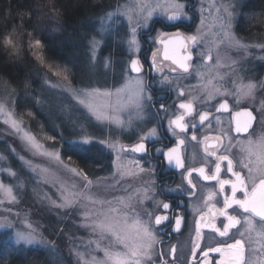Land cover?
Listing matches in <instances>:
<instances>
[{
    "label": "snow or ice",
    "instance_id": "snow-or-ice-1",
    "mask_svg": "<svg viewBox=\"0 0 264 264\" xmlns=\"http://www.w3.org/2000/svg\"><path fill=\"white\" fill-rule=\"evenodd\" d=\"M190 2L135 0L123 13L118 3L116 11L105 12L98 17L99 36L113 30L119 36L120 28L124 27L122 16L126 17L127 27L121 39L126 43L127 57L121 61H115L111 56L101 59L98 52L102 51L103 39L91 37L86 45L89 62L99 64L105 75L81 87L64 88L62 81L71 83L70 70L56 66L57 70L53 71L54 66L46 63L43 55L42 39H34L32 34H28L29 49L40 65L37 71L43 72L42 87L61 89L63 94L68 95L69 106L75 109L79 119L89 121L90 125L95 122L105 129L103 137L97 138L94 133H85L83 126L77 132L76 122L70 119L71 135L79 138L67 139L61 131L59 135L65 140L64 147L73 153L106 149L111 154L108 175L93 180L84 169L70 168L73 182H61L57 189L59 203L46 196L57 209L77 214L81 220L80 226L96 237L94 241H88L89 245L95 244V248L88 253V259H85L84 253H75L77 264H175L176 245H171L168 252L157 246L165 244L161 238L162 226L166 225L172 232L178 233L185 225L186 216L180 208L186 201H165L157 197L180 192L190 203L196 197L197 190L193 174L203 181L215 182V187L207 189L203 207L197 208L199 214L194 221L195 236L186 264H264V99L259 101L256 115L252 108L240 107L242 101L254 105L258 93L264 92V79L249 77L244 67L249 57L264 60V43H245L235 34L234 21L237 15H242L237 11L239 0H226L219 6L213 0L209 15L214 8L215 31H204L203 6L200 9L201 26L191 34L181 31L187 27L185 20L190 19L187 11ZM155 16L161 19H154ZM156 24L176 30L162 31L156 29ZM261 26L264 27V22ZM16 32V28L4 32L0 35V44L6 49L18 51ZM152 32L156 34L150 35ZM209 35L212 36L211 44L216 48L215 56L209 47ZM145 40L153 45L147 69L144 67L142 45ZM233 49L242 52L239 59L228 55ZM255 50L262 55L257 57ZM150 73L156 74L159 79L147 80ZM53 77L57 78L55 83L52 82ZM189 78L198 81L197 85L189 87L196 88L200 94L185 100L182 99L186 92L181 81ZM153 83L175 91L179 102L168 106L160 103L156 108ZM196 101L201 106L214 108L217 114L229 113L231 119L227 121L228 127H220L213 135V120L217 125L224 123L221 115L211 110L198 111ZM14 103L8 99L0 100V114L5 116L4 123L17 133H22L21 139L27 142L34 156L62 163L60 150L45 148L35 136L24 131L22 119L16 118L14 108L9 109V105ZM36 103L42 101L37 100ZM153 108L155 112H152ZM130 113H135L137 120H144L148 113L158 121L166 120L164 127L175 138V143L167 146L158 131L160 123L147 131L141 128L136 142L130 145L122 143L119 137L113 138V126L121 131L126 125L131 126V115L124 119V115ZM206 122L208 134L198 139L197 125L204 126ZM257 127L261 129L259 133ZM189 131L190 140L202 147L205 162L200 167H188L182 153L186 145L184 137ZM47 139L54 141L56 137ZM153 139L162 146L149 148L148 141ZM153 152L159 155L150 156ZM131 154H139V158L127 160ZM20 159L24 161L23 156ZM153 159L157 163L154 164ZM25 163L29 166L32 164L31 161ZM168 166L179 170L181 175V183L175 188L156 179L157 168ZM37 167L32 170L35 172ZM3 171L10 176L17 175L10 169ZM42 171L47 172L48 169ZM222 173H226L227 177ZM137 177L142 181L140 187L129 183V180ZM0 189L4 190L7 198L0 199V205L19 203L11 186L0 181ZM117 191L125 195H114ZM146 202L153 207H144ZM4 212V215H0V229L9 230L17 250L19 247L36 244L48 246L52 243L43 237L33 222L26 217L21 220L20 212L13 213L11 206L6 207ZM205 229L221 238L216 246H201ZM92 253H102V256ZM168 256L172 259H165Z\"/></svg>",
    "mask_w": 264,
    "mask_h": 264
},
{
    "label": "rangeland",
    "instance_id": "rangeland-1",
    "mask_svg": "<svg viewBox=\"0 0 264 264\" xmlns=\"http://www.w3.org/2000/svg\"><path fill=\"white\" fill-rule=\"evenodd\" d=\"M250 0H239V7L237 9L238 13H242L244 11V7L246 3ZM183 2V0H182ZM226 2V0H215L217 6L221 3ZM120 4L121 12L133 5L135 0H114V2L102 12L100 16H102L105 12L116 11V5ZM213 3V0H191L188 4V16L190 19L185 20V24L187 27L182 28L181 31L186 33H194L197 27H200V19H201V6L204 8V17H205V25L204 31H215L216 27H214V16L216 15L215 9H211V15H209L210 5ZM240 15H237L234 21V31L239 19ZM48 22H50L49 34L50 36H56L59 31L62 30V25L60 20L56 17L54 12L48 13ZM154 19H161L159 16H155ZM122 22L124 23V27L120 28V35L115 34V30L110 32H104L102 36L97 35L100 32V26L96 21L95 29L93 32V36L97 39H103L102 51L98 52V56L103 59L104 57L111 56V58L115 61L124 60L127 57V47L126 43L122 42L121 37H123V33L127 27L126 25V17L122 16ZM120 26H117L119 28ZM156 29L172 32L176 29L172 27H166L162 24H156ZM46 30V29H45ZM47 31V30H46ZM48 33V32H47ZM155 32L150 33V35H155ZM235 34L237 35L236 31ZM34 39H39L37 37L32 36ZM237 37H239L237 35ZM240 38V37H239ZM91 39V38H90ZM209 47L212 49V54L216 55V48L211 44L212 36L209 35ZM245 43L256 44V43H264V41H247L242 39ZM29 42V41H28ZM144 56L150 62L151 49L153 45L150 41H142ZM256 51V56L259 57L262 55L258 50ZM233 59H239L242 55V52H239L235 49L228 53ZM248 63L244 65L245 70L247 71V75L253 79H264V60L261 59H253L252 57L248 58ZM63 68V67H62ZM67 69L70 70L72 76V70L70 67L66 66ZM57 67L54 66L53 71H56ZM221 71H227V69H222ZM75 74V73H74ZM105 75V71L99 66V64H93L89 62V54L87 49V57L85 59V64L83 66L82 76L79 79L73 81L71 79V83L68 81H62L63 87H81L86 86L90 81H95L97 79H102ZM150 76H153V79H159L158 76L154 73H150ZM147 79V78H146ZM57 80L56 77L52 78V82L55 83ZM111 83V80H110ZM198 81L194 78H189L187 80L181 81V86L185 87L188 91V98L193 96H197L195 91H198L196 88H190L189 86L197 85ZM118 86V85H117ZM42 91L44 93L42 99V106L46 113L52 117V124L57 131V137L59 138V133L63 131L65 138L67 139H77L79 137L75 135H71L72 125L68 123L71 119L76 122V131H80V127L83 126L85 133H94L97 138H101L104 135L105 129L103 127L97 126L95 122H91L84 119L78 118V113L75 109L69 106V97L67 94H63L61 89H49L47 87H43ZM15 94V93H14ZM8 99L11 101H15L14 105L10 104L9 109H13L16 113V118L21 119L17 110V98L16 95H13V92L9 90L5 86L0 87V100ZM264 99V92H259L257 95V100L255 104H250L248 101H242L241 105H250L259 108V101ZM152 112H155L152 109ZM129 115L132 118L131 126L126 125L124 130L121 131L118 128H114L115 137H119L122 143L126 144V141H132L136 139L137 133L140 132L141 128H144V124L149 121V118H153L151 113H148L144 120H137L135 113L125 114L124 119L127 120ZM5 116L0 114V181L7 186H11L13 188V194L17 196L19 201L16 205H9L5 203L4 205H0V215H4V209L6 207L11 206L13 213L20 212V219L23 220L25 217L29 220V222H33L35 226L39 228V231L43 234V237L52 242L48 246L44 245H29L26 247H19L17 250V246L14 245L13 240L9 235V230L0 229V235L4 236L5 240L8 242L10 249L14 252L27 255L30 251L32 254L37 253L42 257L41 260L36 262L35 264H77V256L76 252H81L85 254V259H88V253L91 249L95 248V244H88L89 240H95L96 237L93 236L89 230L81 227V220L78 215L72 212H67L64 209H57L54 207L51 202L46 199V196H51L53 200L57 199V189L60 187L61 182L66 184H71L73 182V174L69 171L70 168L80 169L77 165H75L72 161L66 159L61 154L62 163H59L55 160H49L45 157L34 156L32 151L29 149L27 142L21 139L22 133H17L14 129L10 127V125L4 123ZM22 128L24 131L30 132L33 136H35L36 140L43 144L45 148L49 150H60L54 141L44 142L42 141L31 129L28 125L24 123L22 120ZM68 129V130H65ZM261 129L257 127V133H259ZM52 136V135H51ZM50 137V135H49ZM60 140V139H59ZM133 142V141H132ZM15 149V151H13ZM96 161L94 162V173L89 175L90 178L95 180L96 177H103L109 174V169L111 165V154L104 149L103 151H94ZM24 157V161L20 159V157ZM133 157H137L136 154L129 155L126 159L131 160ZM25 161H31L32 164L29 166L25 163ZM39 166V167H37ZM33 167H37V170L34 172ZM4 169H10L12 172H16V176H10L7 171H3ZM42 169H48L47 172L42 171ZM140 178L129 180L134 187H139L138 182ZM23 185V187H21ZM127 187V185H125ZM114 195H125L123 192H115ZM109 199L111 196L108 197ZM0 199L6 200V195L3 189H0ZM15 218V217H14ZM23 227V225H20ZM93 255H101L102 253H92Z\"/></svg>",
    "mask_w": 264,
    "mask_h": 264
},
{
    "label": "trees",
    "instance_id": "trees-1",
    "mask_svg": "<svg viewBox=\"0 0 264 264\" xmlns=\"http://www.w3.org/2000/svg\"><path fill=\"white\" fill-rule=\"evenodd\" d=\"M113 2L114 0H0V35L16 28L19 49L13 51L0 44V87L5 86L15 93L18 114L42 141L49 142V135L56 137L54 142L60 147L62 156L89 175L94 173V151L73 153L67 150L64 147L65 140L57 137L52 117L46 113L41 103H36L44 98L43 72L37 71L40 65L29 49L28 34L42 39L46 63L59 68L70 67L73 73L71 78L75 81L83 77L86 45L93 35L96 21ZM49 12H54L62 25V30L56 36L49 34ZM262 22L264 0H250L239 16L235 31L244 40L264 41ZM41 257L30 251L27 255L14 252L4 236L0 235V264H35L39 260L42 263Z\"/></svg>",
    "mask_w": 264,
    "mask_h": 264
},
{
    "label": "flooded vegetation",
    "instance_id": "flooded-vegetation-1",
    "mask_svg": "<svg viewBox=\"0 0 264 264\" xmlns=\"http://www.w3.org/2000/svg\"><path fill=\"white\" fill-rule=\"evenodd\" d=\"M145 63L144 67L145 69L148 68L149 61L146 59V57H143ZM167 63V62H165ZM153 76H148L147 80H152ZM185 88V87H184ZM152 89L153 95L156 98V108L159 107L160 103H164L166 106L168 105H174L175 103H178L179 101L176 98V93L173 90H169V88L165 85H161L159 83H153L152 84ZM186 95L182 99H190L187 97L188 91L185 88ZM193 93H196L199 95V91H195ZM193 96V95H192ZM230 105L232 104L231 98L229 99ZM196 108L198 111H205V110H211L214 114L215 109L214 108H209L206 106H201L199 101L195 102ZM240 107H250L253 110L254 115L257 114V109L253 106L250 105H240ZM155 110V108H153ZM239 110V109H233ZM163 115V113H161ZM221 115V120L224 122L222 125H217L215 121L213 120L212 123V134L215 135L216 131L220 127L227 128L228 124L227 121L231 119L229 113H223V114H217ZM157 123H160V127L158 129L159 133L163 136V139L167 146H172V144L175 143V138L171 137L170 134L166 131V128L164 125H166V120L165 121H158L156 117L153 116V118H149V121H147V124L145 122L144 124V131H147L148 129L154 127L157 125ZM196 133L198 136V139L202 137L207 133V122L205 123L204 126L197 125ZM138 134V133H137ZM191 136V131L184 137L186 140V145L182 148V153L185 156V162L188 167H200L202 163H204V154L202 151V147L200 144H198L196 141H191L190 140ZM133 141V142H132ZM132 141H126L128 145L136 142V139ZM153 145L155 147H161L162 145L160 143H157L155 139L149 140L148 141V146L149 148H152ZM137 157L139 158V154H136ZM159 154L156 153H150V156L156 157ZM147 158V157H146ZM153 163H157L156 159H153ZM211 167V165H209ZM239 170V169H237ZM222 176L227 177L226 173H222ZM230 178V177H228ZM145 180L148 179V177H144ZM156 179L158 182L161 184H167L173 188H175L178 184L181 183V175L179 170H176L173 167H165L163 169L157 168V176ZM193 179L194 182L197 184V190H196V197L191 200V202H188L187 197L183 196L180 192H171V193H165L163 196L157 197V199L161 200H172L173 202L178 199H182L186 201V204L184 206H181L180 211L183 212L186 216V223L184 226H182V229L180 232H172L171 228L168 226H162L163 231L161 233V238L165 241L164 245H158V248H162L163 251L168 252L171 245H176L177 247V252H176V259H175V264H186L187 260L191 256V247H192V240L195 236V231H194V221L198 216V211L197 208H202L203 204V197L206 195L207 189L209 187H215V182H206L201 180L196 174H193ZM142 181L139 180L138 185L139 187L141 186ZM186 186V185H185ZM144 207H147L151 209L153 206L150 203H145ZM206 210V209H205ZM170 233V235H169ZM221 238L216 236L215 233L210 232L209 230L205 229L204 230V239L201 241V246L202 247H209V246H216V244L220 241ZM216 255V254H212ZM219 257L217 256V259ZM165 259L171 260L172 258L170 256L165 257Z\"/></svg>",
    "mask_w": 264,
    "mask_h": 264
}]
</instances>
